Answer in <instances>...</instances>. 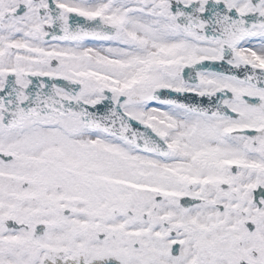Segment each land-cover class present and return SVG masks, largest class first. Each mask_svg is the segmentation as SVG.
Masks as SVG:
<instances>
[{
  "label": "snow or ice",
  "instance_id": "1",
  "mask_svg": "<svg viewBox=\"0 0 264 264\" xmlns=\"http://www.w3.org/2000/svg\"><path fill=\"white\" fill-rule=\"evenodd\" d=\"M0 264H264V0H0Z\"/></svg>",
  "mask_w": 264,
  "mask_h": 264
}]
</instances>
